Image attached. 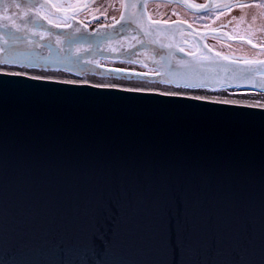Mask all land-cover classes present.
I'll return each mask as SVG.
<instances>
[{
  "label": "water",
  "instance_id": "obj_1",
  "mask_svg": "<svg viewBox=\"0 0 264 264\" xmlns=\"http://www.w3.org/2000/svg\"><path fill=\"white\" fill-rule=\"evenodd\" d=\"M146 1L89 27L0 0V264H264V103L183 91L264 95V57Z\"/></svg>",
  "mask_w": 264,
  "mask_h": 264
},
{
  "label": "flooded vegetation",
  "instance_id": "obj_2",
  "mask_svg": "<svg viewBox=\"0 0 264 264\" xmlns=\"http://www.w3.org/2000/svg\"><path fill=\"white\" fill-rule=\"evenodd\" d=\"M53 12L40 9L51 21L63 23L65 13L89 23L88 20L104 18L114 20L122 0H47ZM193 11L176 2L148 0L145 3L150 18L162 21L181 20L188 24L209 48L225 54L223 49L253 51L251 56L264 57V0H184ZM115 4V5H114ZM118 7L117 15L113 10ZM189 49H194L191 42ZM250 56V55H248Z\"/></svg>",
  "mask_w": 264,
  "mask_h": 264
},
{
  "label": "bare ground",
  "instance_id": "obj_3",
  "mask_svg": "<svg viewBox=\"0 0 264 264\" xmlns=\"http://www.w3.org/2000/svg\"><path fill=\"white\" fill-rule=\"evenodd\" d=\"M42 75H50V76H59L62 75L58 72H39ZM89 80H101L97 78H86ZM102 81H105L109 84H117V85H128L135 88H141V87H147L148 84L143 83H136V82H123V81H116V80H109V79H103ZM160 87V86H158ZM164 88V87H161ZM187 93L195 94V95H203L211 98L216 99H223V100H234V101H240V102H249V103H264V95L259 93H246L241 91H234V90H226V91H218V92H210V91H204V90H183Z\"/></svg>",
  "mask_w": 264,
  "mask_h": 264
},
{
  "label": "rangeland",
  "instance_id": "obj_4",
  "mask_svg": "<svg viewBox=\"0 0 264 264\" xmlns=\"http://www.w3.org/2000/svg\"><path fill=\"white\" fill-rule=\"evenodd\" d=\"M118 11H119V9H118V7H116V10L115 11L113 10V15L114 16L117 15ZM95 19H100V17L95 18ZM91 20H94V19H91ZM91 20H88V21H91ZM244 51L245 52H242L241 50H238V49L229 48V49H223L222 52H224L225 55H227V56H230L233 58H238V59H254V58H257V57L251 56V53L253 51H251L250 49H245ZM248 55H250V56H248ZM241 92L256 93V92H247V91H241Z\"/></svg>",
  "mask_w": 264,
  "mask_h": 264
},
{
  "label": "built area",
  "instance_id": "obj_5",
  "mask_svg": "<svg viewBox=\"0 0 264 264\" xmlns=\"http://www.w3.org/2000/svg\"><path fill=\"white\" fill-rule=\"evenodd\" d=\"M107 20L106 19H104V18H100V19H94V20H91L89 23H88V25L90 26V27H93V26H95L96 24H101V23H104V22H106ZM134 69H138V67H133Z\"/></svg>",
  "mask_w": 264,
  "mask_h": 264
}]
</instances>
